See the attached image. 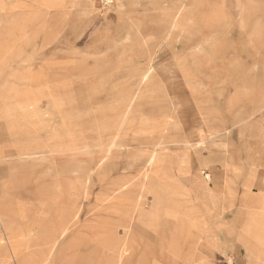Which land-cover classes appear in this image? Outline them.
<instances>
[{"label":"rangeland","instance_id":"rangeland-1","mask_svg":"<svg viewBox=\"0 0 264 264\" xmlns=\"http://www.w3.org/2000/svg\"><path fill=\"white\" fill-rule=\"evenodd\" d=\"M1 116L0 203L17 212L0 264H127L155 247V185L184 201L264 148V0H0ZM227 250L202 264H239Z\"/></svg>","mask_w":264,"mask_h":264},{"label":"crops","instance_id":"crops-1","mask_svg":"<svg viewBox=\"0 0 264 264\" xmlns=\"http://www.w3.org/2000/svg\"><path fill=\"white\" fill-rule=\"evenodd\" d=\"M0 119L4 118L1 116ZM252 130L258 134L257 130ZM255 144L250 153L237 164L233 182L226 183L220 179L218 184L209 185L203 177L199 180L202 181L198 183L200 186L194 185L196 196L188 195L184 201L177 199V185H155L162 187L159 191L164 194L157 196H160V199L155 200L156 209L151 214L155 218V226L159 223L161 226L163 221L167 220L168 231L164 237H160L161 234L157 231L160 226L156 231L150 227L149 230H144L149 235L147 238L154 239L155 247L149 250L139 249L136 254L132 253L127 264H202L203 256L211 257L212 248L216 247L227 256L230 253L227 249L235 250L239 264H264V202H259L255 197L260 187L264 186V148L259 151L257 143ZM218 172L220 177L230 175L224 168ZM211 173L213 178L216 177L215 172ZM247 185L250 186L249 190L246 189ZM207 188L210 190L209 196L205 192ZM168 191L170 199L167 196ZM247 191L249 195L246 196ZM227 192L234 193V198ZM228 207H234L230 215L226 212ZM143 214L147 216L150 213L145 211ZM167 215H170V219ZM213 215L218 218L217 227L219 226L218 234H215L214 238L211 236ZM195 218L200 219L198 224H195ZM249 222L250 232L246 230ZM160 239H166L165 246L158 243ZM126 250L128 252V247ZM208 250L210 252L207 253ZM120 253L121 251L115 254L116 260ZM234 254L236 255L235 252Z\"/></svg>","mask_w":264,"mask_h":264},{"label":"bare ground","instance_id":"bare-ground-1","mask_svg":"<svg viewBox=\"0 0 264 264\" xmlns=\"http://www.w3.org/2000/svg\"><path fill=\"white\" fill-rule=\"evenodd\" d=\"M53 1V0H52ZM184 29H185V27H184ZM248 44V43H247ZM228 69V68H227ZM127 108H130V107H127ZM127 112V111H126ZM128 113V112H127ZM173 114V113H172ZM126 116V115H125ZM4 117V116H3ZM171 120V119H170ZM173 120V119H172ZM165 123V122H164ZM100 129V128H99ZM208 135V134H207ZM102 139V138H101ZM204 142V141H203ZM203 144V143H202ZM108 148V147H107ZM107 148H106V150H107ZM165 149V148H164ZM108 151H109V149H108ZM165 151V150H164ZM110 154V153H109ZM163 154L165 155V154H167V153H165V152H163ZM156 156L154 155V156H152V158H151V160H153V159H156L155 158ZM162 158H163V156H162ZM161 158V159H162ZM103 161V160H102ZM29 164V163H28ZM31 164V163H30ZM151 164H154V161H153V163H151L150 161L149 162H147V164H146V174H144V178L147 176V172H149V170L150 169H148V167L151 165ZM26 172V171H25ZM21 173H23V172H21ZM26 175V174H25ZM205 181L206 182H208V181H210L211 180V177H210V175L209 174H206L205 175ZM145 180V179H144ZM144 182V181H143ZM147 182V181H146ZM18 184V183H17ZM156 184V183H155ZM155 187V186H154ZM249 188H250V186L249 185H247L246 186V189H248L249 190ZM153 189V188H152ZM151 190V189H150ZM210 190L207 188V190L205 191L206 192V194L209 196L210 195V192H209ZM230 192V191H229ZM228 193V192H227ZM259 195H258V201L259 202H264V186H261L260 187V189H259V193H258ZM152 195V194H151ZM245 195L247 196V195H249V192L247 191L246 193H245ZM160 197V196H159ZM158 197V198H159ZM157 198V199H158ZM1 202V201H0ZM42 205V204H41ZM45 205V204H44ZM140 210V209H139ZM15 212H17L14 208H12V207H9V208H7V206L6 205H3L2 203H0V222L2 223V224H5L7 227H13V225L12 224H6L5 222V215L6 214H15ZM142 212H143V210H142ZM138 217V216H137ZM142 217V216H141ZM42 221V219H40V220H38L37 222H41ZM125 228H127L126 226H125ZM250 225H249V227H246V230L247 231H249L250 232ZM69 230H70V225L69 224H67V225H64L63 227H62V229L60 230V232L59 233H57L56 235H55V238H52V241L51 242H53L52 243V245H51V247L52 246H56V243H57V241L56 240H61V239H63L64 237H65V235H67L68 234V232H69ZM161 235H160V237H164V235H163V232L164 231H162V229H161V227L157 230ZM110 243V242H109ZM158 243H161V246L163 245V246H165L166 245V243L167 242H165L163 239H160L159 240V242ZM113 244H115V243H113ZM117 244V243H116ZM110 246V245H109ZM1 247H2V245H1ZM53 248V247H52ZM51 248V249H52ZM126 248V247H125ZM127 249V248H126ZM126 249H121L120 251H121V253L117 256L118 257V261H119V257L120 256H122V255H125V253L127 252V250ZM115 250V249H114ZM1 256H3V255H1ZM103 257V256H102ZM45 260H47V259H45ZM44 260V261H45ZM101 260V259H100ZM100 260H99V262H100ZM22 262H27L28 264H30V263H32V261L31 260H28V261H26V260H23L22 259V261H21V264H22ZM40 264H45V262L43 263V260L42 261H40ZM118 264V263H117Z\"/></svg>","mask_w":264,"mask_h":264}]
</instances>
